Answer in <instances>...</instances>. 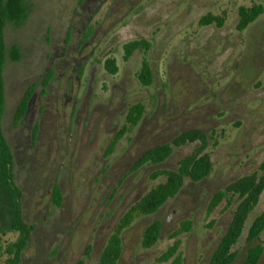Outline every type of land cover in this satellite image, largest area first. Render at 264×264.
<instances>
[{"label": "rangeland", "instance_id": "obj_1", "mask_svg": "<svg viewBox=\"0 0 264 264\" xmlns=\"http://www.w3.org/2000/svg\"><path fill=\"white\" fill-rule=\"evenodd\" d=\"M26 1L24 24L6 30L7 45H18L21 59L5 70L3 119L24 220L34 225L21 264H98L120 218L165 181L154 173L176 170L201 143L173 146L159 164L143 162L144 155L196 129L209 135L204 153L211 173L199 182L186 180L156 214L137 218L123 235L117 264H170L158 259L183 221L192 229L179 237L182 264H209L237 206L223 201L208 215L211 198L264 161V11L237 30L239 9L264 8V0ZM208 14L224 18L223 26L201 25ZM135 40L150 47L126 60L124 45ZM108 58L116 61L115 75L105 69ZM144 60L150 85L139 77ZM32 87L27 115L16 123L17 107ZM138 104L144 107L139 123L110 148ZM263 208L264 197L234 264L252 246L246 234ZM154 220L163 225L161 237L144 249L142 233ZM15 239L0 234V264Z\"/></svg>", "mask_w": 264, "mask_h": 264}, {"label": "trees", "instance_id": "obj_2", "mask_svg": "<svg viewBox=\"0 0 264 264\" xmlns=\"http://www.w3.org/2000/svg\"><path fill=\"white\" fill-rule=\"evenodd\" d=\"M264 8L256 5L251 8L239 9L238 31H244L254 23L263 13ZM29 15V7L26 0H0V234L15 235L16 239L8 245V258L4 264H21L22 254L31 242L34 225L24 220L22 206L23 192L15 181L13 150L4 134L3 119L6 109V82L5 70L9 62H18L21 59V51L18 45L8 46L6 43V30L9 26L21 27ZM216 23L223 26L224 18L208 14L203 17L200 24L212 25ZM150 43L145 40H135L124 45L125 59L128 60L137 50L149 49ZM105 69L115 75L118 67L115 59L108 58L105 61ZM140 80L144 85L152 82V71L148 61L142 63ZM49 81H46V85ZM34 94V87L30 88L22 98L15 113V122L19 123L27 115L29 105ZM144 107L140 104L133 106L127 116L126 125L114 136L109 147L112 148L126 133L130 132L139 123L143 115ZM208 139V140H207ZM200 142L192 154L184 157L179 162L176 170H161L154 173L153 177L163 176L164 182L158 183L138 202H136L119 220L114 233L102 251L98 264H117L123 250V235L135 220L139 217L156 214L170 199L174 198L186 180L199 182L209 176L213 164L209 154L204 153L205 146L209 143V135L201 130H190L181 133L172 144H165L154 148L144 155L143 162L159 164L164 162L173 152L174 147H181L187 143ZM264 197V161L259 171L241 177L229 184L225 189L213 195L208 206V215H211L223 201H237L232 220L219 241L209 264H234L237 259L236 247L246 230L250 216L259 208ZM53 200L57 206L61 205L62 193L59 186L53 190ZM231 205V204H230ZM192 223L183 221L172 237L173 244L168 247L158 259L160 263L182 264L179 254L181 240L179 237L191 231ZM163 231V225L159 220H154L143 231L141 246L144 249L153 248L159 241ZM264 233V208L255 217L248 228L246 241L252 246L241 264H259L264 254V245L261 236Z\"/></svg>", "mask_w": 264, "mask_h": 264}]
</instances>
